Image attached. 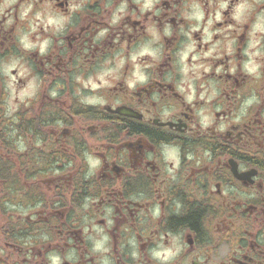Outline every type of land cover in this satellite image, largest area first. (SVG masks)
<instances>
[{
    "label": "flooded vegetation",
    "instance_id": "1",
    "mask_svg": "<svg viewBox=\"0 0 264 264\" xmlns=\"http://www.w3.org/2000/svg\"><path fill=\"white\" fill-rule=\"evenodd\" d=\"M191 2L161 0L160 14L153 15L126 0V14L114 25L121 0H0V264H56L57 258L59 264H103L105 258L154 264L148 249L160 237L168 243L172 234L185 232V251L174 264H264V78L253 80L240 70L250 25L230 28V6L224 20L214 22L211 40L203 39V28L191 33L196 43L185 58L189 89L178 53L189 42L181 13ZM200 2L207 18L219 0ZM253 2L250 21L264 12V3ZM27 3L32 14L53 16L81 4L63 32L40 26L33 34V40L51 39L46 55L17 44L31 19H20ZM9 14L13 23L5 27ZM153 24L161 33L168 24L173 34L161 37L158 61L142 58L151 65L145 84L126 86L130 63L120 79L96 91L76 79L94 76L106 61L114 66L119 54L127 56L151 38ZM209 50L211 56L202 55ZM194 54H201L196 61ZM13 62L17 67L4 75ZM195 64L208 71L193 70ZM13 76L17 92L33 79L38 90L20 102L8 87ZM190 91L194 99L188 102ZM253 94L259 103L249 105ZM86 96L103 103H84ZM205 116L211 123L202 127ZM176 147L178 163L171 159ZM104 235L109 251H93L94 240ZM132 239L137 260L130 255Z\"/></svg>",
    "mask_w": 264,
    "mask_h": 264
},
{
    "label": "clouds",
    "instance_id": "2",
    "mask_svg": "<svg viewBox=\"0 0 264 264\" xmlns=\"http://www.w3.org/2000/svg\"><path fill=\"white\" fill-rule=\"evenodd\" d=\"M136 2L138 3L142 13L145 11H151L153 15L160 14V9L157 8L156 5H158L161 0H136ZM256 2L264 3V0H256ZM9 6L10 5L6 3L3 7L8 8ZM230 6L231 10L229 15L231 20L234 21V24L229 26L230 28H235L239 31L240 26L243 24L249 23L250 25L247 32V43L243 48L242 54L244 56V60L242 61L240 70L253 80H261L264 78V12L255 13L254 18L250 21V17H253L255 10V3L253 0H235V2H232V0H219V3L215 6L214 12L209 13L207 18L205 9L200 0H192L191 3L185 4L184 10L181 13L184 19L189 22V28L187 31H184L183 28L181 29V31L184 32V35L188 37L189 42L178 53L179 62L182 65L181 71L184 74V82L188 84L189 89L193 88V84L188 78L189 66L185 64V58L190 53L194 52L196 43L192 40L191 33L203 28V39L205 41L211 40L213 36L212 26L214 22L224 20L223 11L228 9ZM80 7L81 4H73L68 15L61 14L53 16L50 13L44 14L39 11L32 14L33 5L32 3H27L22 7L20 19H29L30 14L31 19H29L28 30L19 33L17 36L18 46L25 52L37 51L41 56L46 55L52 43L51 39L48 37L42 38L37 36L36 39L33 40L31 38L33 34L38 32L40 26H44L45 31H51L53 34L63 32L65 26L71 21V13L77 11ZM126 10V0H121V3L112 16L111 23L114 25L117 24L121 17L126 14ZM0 11H2V9H0ZM12 23L13 20L9 14L5 27ZM148 33L151 37L148 41L140 45L138 48L133 49L127 56H124L123 53L119 54L115 60L114 66H108L110 62L106 61L105 66L100 71L96 72L94 76H91L86 80L79 76L76 79L84 88L96 91L106 86H110L116 80L120 79L119 73L121 69L125 63H130L132 65V70L130 75L125 80L126 86L129 89H135L138 85L145 84L149 79L146 69L151 65L144 63L142 58L149 57L152 61H158L161 58L163 51L161 37H170L173 34L172 28L168 24L164 25L162 33L156 29L154 24L150 25L148 27ZM103 34V32L100 33L101 36ZM234 44L235 38L229 41V45L226 49L229 54L234 51ZM200 55L201 54H194L192 56L193 61L198 60ZM202 55L211 56L212 50L202 53ZM16 67V62L5 65L3 68L4 75L8 76L10 69ZM199 68H203L204 71H208L207 65H193V70ZM219 70L220 69H217V71ZM232 71H236L235 66H233ZM26 72V69H22L19 75L24 76L26 75ZM198 76L199 73L197 72L196 78H198ZM15 80L16 77H10L8 87L11 90L12 97H18L20 102H25L26 98L32 97L39 88V85L35 82V79H33L29 81L25 89L17 92L12 83ZM181 90L183 91V89ZM56 94L57 93L55 91L51 92L52 96H55ZM214 95L215 93L208 96L207 99L211 100ZM186 99L188 102H191L194 99V95L191 91L187 94ZM9 102L11 103V98ZM83 102L87 104L103 103V101L99 100L96 96H86L83 98ZM247 103L249 105L259 103V99L255 94H253L248 99ZM16 107V104H12L13 110ZM165 117H167V113H165ZM199 122L202 127H206L211 123V120L209 117L205 116ZM173 151L177 153V156L171 157V159L178 163L179 148L176 147ZM165 159H169V157H165ZM99 163V160L94 161L95 165H98ZM173 171L174 169H169V174L171 175ZM176 207L179 209L180 205L177 204ZM159 215L160 211L157 208V210L153 213V218L155 219ZM186 234L187 232L172 234L168 243L164 242V237H160L156 241L155 245L148 249L149 258L154 262V264H174L177 258H179L185 251V243L183 242L182 237ZM108 239V236L104 235L100 239L94 240L93 251L107 253L109 251V247L107 246ZM129 243L133 247V251L130 253L131 257L133 260L139 259L140 253L137 250L138 245L135 240L132 239ZM56 264H59V258H57ZM103 264H110V262L107 258H105Z\"/></svg>",
    "mask_w": 264,
    "mask_h": 264
},
{
    "label": "trees",
    "instance_id": "3",
    "mask_svg": "<svg viewBox=\"0 0 264 264\" xmlns=\"http://www.w3.org/2000/svg\"><path fill=\"white\" fill-rule=\"evenodd\" d=\"M193 222V221H192Z\"/></svg>",
    "mask_w": 264,
    "mask_h": 264
}]
</instances>
